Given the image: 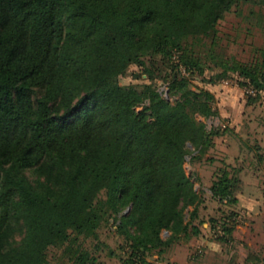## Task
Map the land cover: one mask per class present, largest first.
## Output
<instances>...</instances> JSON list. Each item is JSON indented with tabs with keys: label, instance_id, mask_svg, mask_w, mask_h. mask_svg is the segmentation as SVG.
<instances>
[{
	"label": "trees",
	"instance_id": "trees-1",
	"mask_svg": "<svg viewBox=\"0 0 264 264\" xmlns=\"http://www.w3.org/2000/svg\"><path fill=\"white\" fill-rule=\"evenodd\" d=\"M242 3L264 28V0H0V264H96L84 243L110 223L129 264H152L202 234L205 190L186 168L202 160L220 159L209 228L233 237L244 164L210 154L219 110L191 79L210 59L208 82L235 71L264 91V65L209 41ZM132 65L141 82L122 84Z\"/></svg>",
	"mask_w": 264,
	"mask_h": 264
},
{
	"label": "rangeland",
	"instance_id": "rangeland-1",
	"mask_svg": "<svg viewBox=\"0 0 264 264\" xmlns=\"http://www.w3.org/2000/svg\"><path fill=\"white\" fill-rule=\"evenodd\" d=\"M256 11L259 12L257 6L242 3L234 6L225 14L224 18L217 22L214 35L209 41L215 40L216 51L223 58H233L244 64L264 65L263 21L259 13L255 14ZM203 62H205L204 59ZM214 62L206 59L203 71L200 73L199 70H196L191 79L194 86L205 88L214 95V104L219 110L220 118L207 120L208 129L213 125L219 127V133L213 137L210 154L217 156L218 159L222 158L226 163L231 160L230 163L233 165L242 162L244 164V169L240 173L242 177L257 175L258 178L260 177L259 179L264 180V91L258 93L250 87L242 85L243 78L235 71H229L226 79L208 82L209 78L221 71L218 67L214 69L208 67L214 66ZM139 70L137 66L132 65L120 76V82L122 84L141 82V79H134L132 75V72ZM156 84L160 85V88L165 86L159 80L156 81ZM230 147H233L236 155L228 152L227 149ZM219 160L213 164H208L205 160L197 161L193 165L186 163V168L189 173L195 170L201 180L206 178L203 184L207 186L211 182L208 181V178L220 165ZM251 180L254 181L253 178ZM196 187H199L198 183H196ZM205 203L204 209L201 210V216L206 220L207 228L202 225V234H206L205 240H210L219 246H216L217 251H209L208 243L205 244V240L199 241L198 237H193L188 242H179L173 245L161 256L155 252L149 253L147 259L150 263L241 264L242 259L249 251L253 250L249 248V242L256 248H260L261 253L264 251V226L261 225L264 221V212L258 214V218L253 215L251 216L253 219H250L242 208L238 207L237 219L239 223L236 227L242 225L243 228H248L247 224L248 226L256 224V227H251L249 231L238 229L237 235L233 234L231 239L222 243L215 240L208 225L209 219L221 212L217 211L218 205L214 207L210 197L209 199L206 197ZM114 229L111 223L105 224L99 229L97 240L88 238L84 243V246L97 257L96 264H129L123 238L116 234ZM162 235L166 237L168 233L164 231Z\"/></svg>",
	"mask_w": 264,
	"mask_h": 264
},
{
	"label": "crops",
	"instance_id": "crops-1",
	"mask_svg": "<svg viewBox=\"0 0 264 264\" xmlns=\"http://www.w3.org/2000/svg\"><path fill=\"white\" fill-rule=\"evenodd\" d=\"M223 117V116H222ZM225 149V148H224ZM229 153H234L233 151V147H230L229 149H227ZM236 155V154H235ZM231 160H229L230 163ZM211 176L208 178V181H211ZM207 177V176H206ZM242 178V183H241V188L238 190L237 193V198H238V207L242 208V210L247 214V216H249L250 219H253L251 216L255 215V218H258V214H262L264 212V180L259 179L257 175L254 176H241ZM251 178L254 179V181L251 180ZM206 180V178L202 179V187L206 192V197L212 201V203H214V207L218 205L217 201L215 199H212L211 195H210V190H209V185L205 186L204 181ZM260 217V216H259ZM257 220V219H256ZM262 226H264V221L261 224ZM203 227L207 228V224L204 223ZM248 228H243L242 225H238L236 227V229L233 231L234 235H237L240 231H244V229H247L248 231L251 230V227H256L255 225H249L247 224ZM239 229V230H238ZM254 231V229H253ZM255 232V231H254ZM206 234H202L200 235L197 240H205L206 239ZM205 244L208 243L207 248H209L208 250H216L217 251V246L216 244H214L213 242H210V240H205ZM252 243H248L249 248H251L252 251L259 253V254H263L264 251L261 253L260 248H256L255 245H253ZM217 246V247H216ZM263 256V255H262ZM244 260V261H243ZM240 261V260H239ZM264 261H262L263 264ZM241 264H253L251 261L250 262H246L245 258L242 259V263Z\"/></svg>",
	"mask_w": 264,
	"mask_h": 264
},
{
	"label": "built area",
	"instance_id": "built-area-1",
	"mask_svg": "<svg viewBox=\"0 0 264 264\" xmlns=\"http://www.w3.org/2000/svg\"><path fill=\"white\" fill-rule=\"evenodd\" d=\"M160 91L162 92V94L167 95V88H166V86H163L162 88H160Z\"/></svg>",
	"mask_w": 264,
	"mask_h": 264
},
{
	"label": "water",
	"instance_id": "water-1",
	"mask_svg": "<svg viewBox=\"0 0 264 264\" xmlns=\"http://www.w3.org/2000/svg\"><path fill=\"white\" fill-rule=\"evenodd\" d=\"M263 264H264V262H263Z\"/></svg>",
	"mask_w": 264,
	"mask_h": 264
}]
</instances>
